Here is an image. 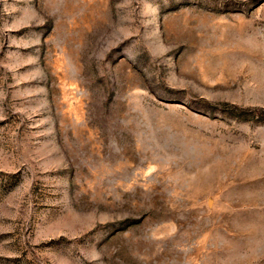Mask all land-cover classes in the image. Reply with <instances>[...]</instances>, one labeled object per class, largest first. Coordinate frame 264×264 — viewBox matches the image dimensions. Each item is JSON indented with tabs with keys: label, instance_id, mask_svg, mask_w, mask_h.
<instances>
[{
	"label": "rangeland",
	"instance_id": "obj_1",
	"mask_svg": "<svg viewBox=\"0 0 264 264\" xmlns=\"http://www.w3.org/2000/svg\"><path fill=\"white\" fill-rule=\"evenodd\" d=\"M0 264H264V0H0Z\"/></svg>",
	"mask_w": 264,
	"mask_h": 264
}]
</instances>
